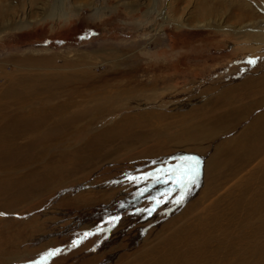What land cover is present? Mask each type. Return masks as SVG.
I'll use <instances>...</instances> for the list:
<instances>
[{"label":"rangeland","instance_id":"1","mask_svg":"<svg viewBox=\"0 0 264 264\" xmlns=\"http://www.w3.org/2000/svg\"><path fill=\"white\" fill-rule=\"evenodd\" d=\"M46 2L66 17L43 16ZM59 4L0 0V264H264V101L246 98L249 111L239 121L206 132L207 143L196 152H188L195 145L177 147L188 154L147 179L109 180L110 157L103 152L115 147V135L102 145L115 134L122 110L133 109L123 98L133 94L113 90L122 77L113 71L135 75L133 86L159 78L149 99L135 96L144 102L133 111L148 117L127 133L145 125L170 128L184 114L171 110L184 101L187 112L207 103L209 94L199 91L208 86L214 93L244 77L259 78L264 0ZM251 14L262 22L246 19ZM75 72L97 77L72 85ZM69 73L71 89L55 88V75ZM44 75L47 85L53 82L49 92L64 90L61 97L40 92ZM11 87L19 89L17 100L3 95ZM118 99L125 101L100 112ZM237 99H225L224 106L235 107ZM159 111L168 115L157 118ZM194 155L195 182L176 187L169 169Z\"/></svg>","mask_w":264,"mask_h":264},{"label":"bare ground","instance_id":"2","mask_svg":"<svg viewBox=\"0 0 264 264\" xmlns=\"http://www.w3.org/2000/svg\"><path fill=\"white\" fill-rule=\"evenodd\" d=\"M59 3L61 7V0H59ZM238 4H240L239 6H242V7L248 6L245 2H242V1L239 2ZM46 5H48V8L50 10L44 11L43 16H47V18L48 17L50 18L66 17L67 11L62 10V9H61L62 11L61 10L54 11L53 4H49L48 2H46ZM161 16L165 18L166 15H161ZM255 17L256 16L251 14L250 16H246V19L249 18V19L255 20L254 24L262 22V21L260 22L261 19L259 20L254 19ZM235 19L238 20V22H241L245 18L241 20L240 18L235 17ZM7 21L11 22L9 20ZM174 22L178 26L180 25L177 19ZM15 25L17 26V23ZM19 27H21V25H19ZM256 37H258V35ZM40 59L34 58V59H31L30 61L33 63L37 62L39 64L41 63ZM44 63L46 65L50 64L51 66L50 60H46ZM133 69H136V67H134ZM124 71L125 70L122 69V70H117V71L112 72V76L116 77L115 79H118L122 75V77L118 79L119 81H116V83H114V85H116V87H119V88H115V89L113 88V90H115V93L117 95L127 94V93H130L131 95L133 94L134 98H131V99H128L127 97L123 96V98L128 100L126 101L125 106H131L133 109H130L128 112H126L124 110L127 109L128 107L124 108L122 110L123 114L119 116L120 121L118 120L119 122L113 128H111L112 131L115 132V134L113 133V135H111L108 139H105V141L102 139L103 140L102 145L106 143H110L111 138L112 136L114 137V135L117 140L115 147L114 148L112 147L113 148L112 151L110 150V151L103 152V154H106V153L109 154V156H106L105 158L110 157V160L106 164V166L109 169V172L107 173L108 179L111 181L128 180L129 182H132V179L138 176H141V178L143 179H147V178H150L149 175L153 174L154 171L160 170L163 172L164 169L165 170L167 169V167L173 166L174 163L177 164V162L181 160V157H180L181 155H184L186 153L188 154V152H191V151L196 152V145H200V144H203L202 146L206 145L207 143V139H205L206 132H211L214 130L216 131L218 129L221 130L222 128H227L228 126H230L231 122L233 123V121L234 122L239 121L243 117L242 115L244 114V112L249 111V109H245V106L242 105L245 102L246 98L252 97L254 105L256 104L259 105L264 101V72H263L262 75L260 74V76H258L259 78H256L257 80L250 76L244 77L241 80L226 84L225 87L222 88L224 90L220 89L218 91H215L214 93L211 92L214 89L209 88L210 86L202 89V91L200 90L199 91L200 95L201 93H204L206 95L209 94L208 99L206 98L207 103L203 105H199L198 107L193 106L192 108L188 110L189 112L186 111V109L188 108V103H189L187 101L186 102L184 101V103H187V104L181 105L180 108H178L179 106L174 107V109L171 110V112L182 111L181 113H184V114L178 115L179 118L175 121V123H172L171 125L169 124L170 128L165 125L166 123L165 124L163 123L160 125L157 124L155 126L145 125L146 128L142 129L141 131L136 132V131L131 130L130 132L127 133L126 130H128V127L132 128V126L133 127L137 126L138 120L147 119L148 117L147 114L146 116L142 113L133 111L135 107H138L140 105L139 103L142 104V102L144 101L138 102V101H133V100H136V98L138 99L140 96L142 98L149 99V97L152 96V93L154 91V90L151 91V89L154 88V86H157L156 84L159 81V78H155L148 84L144 83L139 86L138 85L133 86L130 83L129 78L130 77L134 78L135 75L130 74L126 76ZM71 74L75 78V83L71 82L72 85L73 84L82 85V84H85L84 82L88 83L90 82L89 80L92 81L97 77L96 75V76H93L92 78H84L85 75H82L81 72H75ZM71 74L69 73L65 75H60V74L57 76L55 75V77H58L59 80L56 82V84L55 83L54 84L60 85L59 87H55V88H62V87L70 88L71 85L65 83V80L70 82ZM47 77L49 76L44 75L42 77V79H44L45 84L47 83L46 81ZM48 82L50 83L49 85L46 84L44 85L43 88L40 89L41 93H45L46 91H48V89L51 86H53L51 84L53 83L51 78L48 80ZM46 86L49 88L47 89ZM11 89L12 91H9L10 89L3 90V93H4L3 95L8 96V93L10 92L11 94L9 93V96L11 95L15 96V99L17 100L20 97L19 89H15L12 87ZM23 90H20V92L21 91L23 92ZM148 90L150 91V93H147ZM63 91L60 94H56V93L52 94L53 93L52 91L51 92L48 91L46 94L48 95L49 93L48 96H50L51 99H54L56 97L57 98L61 97L64 94ZM71 91L72 92H68L67 95H72L76 92V90H71ZM235 96H238V99L235 101L236 102L235 107H232L230 105L224 106L227 103L226 102L227 100L225 99L232 100V98ZM119 97L122 98V96H119ZM122 101L124 102L125 100L118 99L117 101H114L115 104L111 102L112 105L104 106L102 109H100V112L115 109L116 104ZM207 106L208 107L210 106L211 108L208 109ZM93 110L97 112V109L93 108ZM195 110L196 112L193 113ZM167 113L159 111V112H156L155 115L158 118V117H164L165 115H168ZM150 115L152 114L149 113V116ZM210 118H211V121L208 122ZM120 128H123V129H120ZM165 128H168V129L165 130ZM171 129H172V133H167V130L171 131ZM108 133H110L109 130H108ZM136 143H139L140 146L142 147V149L138 150L137 153H135V148H134ZM181 145H186V146L195 145V146L189 149L188 152H186V150L179 152L176 150V148L180 147ZM121 147L125 149V152L123 153L120 152L119 148ZM191 157H195V155ZM164 158L165 160L167 158L166 160L167 162L165 161L166 162L165 167H163L164 165L162 166L161 164ZM150 162L154 164H152L151 166ZM153 165L155 166L153 167ZM154 173L158 174L157 172H154ZM76 200H79V199L77 198ZM188 209L190 208L187 206L184 209V211L186 212Z\"/></svg>","mask_w":264,"mask_h":264},{"label":"snow or ice","instance_id":"3","mask_svg":"<svg viewBox=\"0 0 264 264\" xmlns=\"http://www.w3.org/2000/svg\"><path fill=\"white\" fill-rule=\"evenodd\" d=\"M253 63V61H250ZM199 172V160L195 157H187L184 158L181 164H178L176 168L169 169L168 176L172 180V183L176 187H181L182 185H187L189 183H194L196 176ZM167 182V181H165ZM182 201V197L180 200H177V203Z\"/></svg>","mask_w":264,"mask_h":264}]
</instances>
